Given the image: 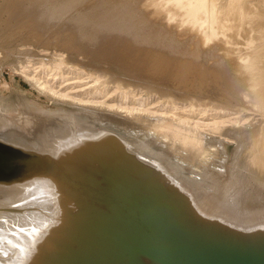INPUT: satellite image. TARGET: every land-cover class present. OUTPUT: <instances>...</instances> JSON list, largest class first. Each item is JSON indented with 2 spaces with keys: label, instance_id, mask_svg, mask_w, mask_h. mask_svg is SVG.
<instances>
[{
  "label": "bare ground",
  "instance_id": "1",
  "mask_svg": "<svg viewBox=\"0 0 264 264\" xmlns=\"http://www.w3.org/2000/svg\"><path fill=\"white\" fill-rule=\"evenodd\" d=\"M40 1L32 0V7L29 6L26 12L24 6L20 5L21 2H14L20 7V10H16L24 13V19L19 13V19H22L12 21L19 26L39 25L49 30L75 6L87 0ZM153 1L151 4L156 11L146 12V18L144 14L139 15L141 12H109L104 9L102 2L95 1L82 13L78 12L79 15L67 20L68 23H63L69 27L62 29L70 30L65 32V36L70 32L80 33L79 41L105 43L115 40L144 49L143 44L151 49L148 54H143L144 60L141 61L136 58L134 62L126 57L130 53L124 47L115 56L120 59V63L131 68V77L134 79L148 78L160 83L161 87L168 85L169 90L164 89L166 92H162V95L186 102L188 108L184 112L196 113L202 110L242 114L244 111L257 112L254 109L256 107L263 112L264 65L260 64L255 53L257 44L252 38V33L261 30L249 27L254 21L251 19L252 15L241 8L240 0H229L224 9L213 5L211 12H198L199 9H205L206 0ZM21 7L24 11H21ZM17 11L14 10L15 13ZM14 12H11V16H15ZM252 18L260 19L256 15ZM208 20L212 23L211 26H208ZM169 27L180 29V35L186 37L176 47L179 51L167 61L154 55H159L158 51L174 48L171 46L172 37L167 42L158 35H162L160 32ZM194 35L198 38L195 41ZM172 36L176 37L175 34ZM210 39L212 56L198 53L194 49L202 47V43L207 44ZM217 47L220 49L218 53L215 51ZM56 61L59 62L56 69L64 64L62 59ZM175 61H179L177 66L172 63ZM39 63H43V60ZM78 67L82 68L80 65ZM24 68L25 66L20 71L23 78L32 82L40 92L56 101L77 107L79 113L60 112L62 117L53 120L32 115L33 118L29 117L31 119L27 118L25 121L29 132L27 136L2 120L1 143L21 151L53 156L55 159L77 156L84 152L92 153L113 145L133 155L145 166L153 168L165 183L185 196L191 209L200 217L240 232L264 230V213L257 215L256 212L254 216L240 213L246 208L239 194L228 191L233 176L228 183L219 184L218 177L226 175V156L220 137L199 133L197 125L192 123V126L189 121L180 118L177 119L178 124L174 123L172 121L175 117H167V112L156 115L157 113H149V110L135 108L134 103H130L132 107L126 106L127 95L120 98L118 105L98 103L93 101L95 96L69 97V94L56 92L52 84L31 76ZM36 69H39V73L47 70L51 72L45 65ZM193 71L198 75L195 79L196 83H200L197 90L199 93L191 92L194 89L193 82L182 85L186 75ZM257 75L260 77L259 81L256 80ZM53 78L56 79L55 76ZM115 87L116 91L129 88H122L119 84ZM103 88L107 89L106 84L101 90ZM166 101L170 103L171 100L166 98ZM213 127H218L213 132H222V125L215 123ZM239 128L240 126L237 129L234 127L228 133L233 138L243 136L249 146L253 145V128ZM253 146L255 149L253 151L251 148V152H254V156L249 154L248 158L262 161L264 157H261L260 150L264 149V145L256 142ZM263 175L264 170L260 173V176ZM207 199L212 201L208 203ZM65 202V196L48 180L32 179L9 186L0 184V264H41L44 253L51 252L54 241L60 237L66 216L62 208Z\"/></svg>",
  "mask_w": 264,
  "mask_h": 264
},
{
  "label": "rangeland",
  "instance_id": "2",
  "mask_svg": "<svg viewBox=\"0 0 264 264\" xmlns=\"http://www.w3.org/2000/svg\"><path fill=\"white\" fill-rule=\"evenodd\" d=\"M17 1L20 3L22 0L20 2L19 0H0V133L3 128L1 125L2 120H6L8 124L10 123L15 129L17 128L19 133L27 136L29 132L25 121L27 118L32 117V115L37 114L44 120H53L62 117V115H59L60 112L79 113L77 107L56 101V99L54 100L50 96L48 97V95L40 92L32 82L23 78L20 71L24 66V69L28 74L41 79V82L44 81L45 83L48 82L49 84H52L57 90L56 92L69 94V97L89 98L95 96L93 101L98 103L102 102L111 105H118V101L121 100L120 98L127 95V98H125L126 100L124 99L126 106L132 107L130 103H134L135 108L146 109L147 111L149 110V113H157L156 115L162 113L165 114L167 112V117L168 115H170L169 118L171 117V119L175 117L172 121L174 123L178 124L177 119L180 118L189 121L192 126L193 124L194 126L197 125L196 127H199V133L220 137V141L223 142L226 156L224 163L226 177H218L219 184L224 185L225 183H228V180H231V177L233 176L229 187L233 190L229 189L228 191L230 193L239 194L241 202L244 205V208H246V210L243 209L245 211L242 210L240 213L246 215L249 214L247 216H254L256 215V212L257 215L258 213H264V175L263 177L260 176V173L264 170V159L257 162L258 159L253 157L248 158L249 154L254 156V152H251V148L254 151L255 148L253 145H255L256 142L260 143L262 146L264 145V111L262 112L256 107L254 109L257 112L244 111L242 114H237L236 112L224 114L219 113V111L202 110L196 111V113L184 112L185 109L188 108L186 102L175 99L173 100V98L162 95V92H166L164 89L169 90L168 85H163L164 87H161L162 85L160 83L148 78H143L141 80L134 79L131 77V68L124 66L119 62L120 59L116 57L119 52L124 50L122 49V47H124L126 48L125 50L130 53L126 57L130 58L132 61L139 58L138 61H141L144 60L143 54H148L151 50L148 47L142 44L144 49L138 48L134 45L131 46L130 43L123 44L124 42L115 40L105 43L87 40L84 42L83 39V41H79L80 33L73 32H70L68 33L69 35L65 36V32H69L70 30L65 31L66 27H69V25L65 26L63 23H68V21H70L69 19L74 18L73 16L75 15H79L78 12L82 13L84 9H87L89 5L95 1L102 2L101 4L104 9L106 8L105 10L109 12H141L142 14H138L142 16L145 15L144 17L146 18V12L156 11L155 7L151 4L153 0H118V2L117 0H87L88 2L85 1L87 3L83 2L75 6L68 15L62 19L60 18L61 20L49 30L46 29V27L39 25L36 27L35 25H33V27L31 24H23V26H19L14 23L17 21L16 19H24V13H20V7L18 8L16 6L17 3H14ZM31 1L32 0H23L20 3L21 6H24L25 9H23L25 12L28 11V8H30L29 6L32 7ZM43 1L44 3L46 2V0ZM43 1L41 0L40 2L43 3ZM228 1L229 0H206L205 9H199L198 12H211L213 5H216L219 9H224L227 4L226 2ZM153 2L155 3V0ZM13 3L15 5H13ZM241 3L243 5H241V8L244 9V12H249L253 17L256 15L260 18L253 20L254 18L251 16V19L254 22H251L253 25L249 27L259 28L261 30V32L252 33V38L255 40L254 43L257 44L255 53L259 58L260 64L264 65V0H240V4ZM16 8L19 10L17 11ZM14 10L17 11L18 14H16L17 12L15 13ZM24 10H22L21 7V11ZM12 11L15 16H11ZM19 13L20 16H22L20 19V16H18ZM40 13L42 14L43 12ZM44 14L47 15L46 13ZM207 24L208 26L212 25L210 20H208ZM64 27L65 29H62ZM157 31L159 30L157 29ZM180 32L181 30L175 29V27H169L165 29L164 32H160L163 34L158 35L163 38L160 37L163 41L166 40L168 42L172 37L171 46L174 48L166 51L156 50L159 55H154L152 52L153 55L167 61L170 60L172 56L175 55V52L179 51V49H177L178 45H180V42L186 37L182 34L180 35ZM154 33L157 32L154 31ZM168 34H170V37ZM173 34L176 35L175 38L172 36ZM193 39L195 41L198 38L194 35ZM202 44V47H194V49L198 53L202 52L203 54L212 56L213 49H211V39L207 44ZM215 51L218 53L220 51L219 47L215 48ZM60 59L64 61V64L56 69V65L59 64L56 60L60 61ZM41 60H43V63H39ZM121 60L123 59L121 58ZM172 63L177 66L179 61ZM41 65H45L46 68L51 69V72L47 70L43 73H39V69L36 68L41 67ZM79 65L83 69H79ZM122 66L123 68H121ZM82 70L84 72H82ZM94 72L99 74H94ZM53 76H55L56 79H54ZM196 76L198 75L193 71L190 75H186V79L182 82V85H188L192 82L194 83V89L191 91L192 93L200 92L197 91L200 83H196ZM259 78V75H257L256 80L259 81ZM105 84L107 89L103 88V90H101ZM118 84L122 86V88L129 87L127 89L124 88L123 90H119L123 95H121V92L115 90V86ZM96 87L99 89L94 91V89H97ZM258 89L259 88L256 87V90L259 92ZM99 90L102 91V93H100ZM168 90L167 92H170ZM90 93H93L94 95H90ZM166 98L167 100L169 99L172 101H170L171 104L166 101ZM237 122H239V124ZM215 123L222 125V127H220V131L222 132L219 134L212 131L213 129L218 128L213 127V124ZM236 123L238 125H236ZM233 126L236 129L238 126H240L239 129L248 126L253 128L255 133L253 136L254 144L249 146V142L246 141L243 136L235 137L236 139L233 138V135L228 133L234 128ZM260 153L261 157H264L263 148H261ZM234 184H236L235 187L233 186ZM210 200L212 201V199H209V201L207 199L208 203L211 202Z\"/></svg>",
  "mask_w": 264,
  "mask_h": 264
},
{
  "label": "water",
  "instance_id": "3",
  "mask_svg": "<svg viewBox=\"0 0 264 264\" xmlns=\"http://www.w3.org/2000/svg\"><path fill=\"white\" fill-rule=\"evenodd\" d=\"M32 179L50 181L66 200L60 237L41 264H264V230L200 217L153 168L113 145L55 159L0 142V184Z\"/></svg>",
  "mask_w": 264,
  "mask_h": 264
},
{
  "label": "snow or ice",
  "instance_id": "4",
  "mask_svg": "<svg viewBox=\"0 0 264 264\" xmlns=\"http://www.w3.org/2000/svg\"><path fill=\"white\" fill-rule=\"evenodd\" d=\"M21 231H23V229H21Z\"/></svg>",
  "mask_w": 264,
  "mask_h": 264
}]
</instances>
